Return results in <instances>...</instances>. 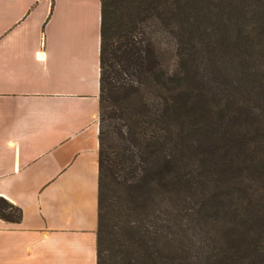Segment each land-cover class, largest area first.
<instances>
[{
  "label": "trees",
  "instance_id": "1",
  "mask_svg": "<svg viewBox=\"0 0 264 264\" xmlns=\"http://www.w3.org/2000/svg\"><path fill=\"white\" fill-rule=\"evenodd\" d=\"M98 138L97 264H264V0H101Z\"/></svg>",
  "mask_w": 264,
  "mask_h": 264
},
{
  "label": "crops",
  "instance_id": "2",
  "mask_svg": "<svg viewBox=\"0 0 264 264\" xmlns=\"http://www.w3.org/2000/svg\"><path fill=\"white\" fill-rule=\"evenodd\" d=\"M101 0H0V264H97Z\"/></svg>",
  "mask_w": 264,
  "mask_h": 264
},
{
  "label": "rangeland",
  "instance_id": "3",
  "mask_svg": "<svg viewBox=\"0 0 264 264\" xmlns=\"http://www.w3.org/2000/svg\"><path fill=\"white\" fill-rule=\"evenodd\" d=\"M114 237H115L114 234L111 235V236H110V240H108V242H107V244H106L107 247L110 248V249H112L113 246H114Z\"/></svg>",
  "mask_w": 264,
  "mask_h": 264
}]
</instances>
